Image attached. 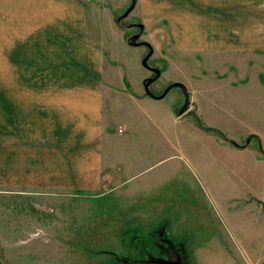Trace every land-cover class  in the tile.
<instances>
[{
  "label": "rangeland",
  "instance_id": "1",
  "mask_svg": "<svg viewBox=\"0 0 264 264\" xmlns=\"http://www.w3.org/2000/svg\"><path fill=\"white\" fill-rule=\"evenodd\" d=\"M77 1L92 5L0 0V132L11 130L6 107L20 88L99 83L114 154L97 188H22L9 184L10 169L4 185L0 174V264H159L149 261L154 246L138 244L146 229L185 244L188 264H262L264 0H136L121 22L132 0ZM133 23L145 26L149 65L162 71L152 92L185 84L190 115H176L178 87L146 106L153 120L133 105L151 75L147 49L129 44ZM72 29L77 69L47 41Z\"/></svg>",
  "mask_w": 264,
  "mask_h": 264
},
{
  "label": "crops",
  "instance_id": "2",
  "mask_svg": "<svg viewBox=\"0 0 264 264\" xmlns=\"http://www.w3.org/2000/svg\"><path fill=\"white\" fill-rule=\"evenodd\" d=\"M77 2L76 0V3H72L67 11L81 12V6L92 5H88V2ZM100 33L102 30L91 33V36L96 37V41L99 38L95 44L98 50L103 45L101 36L104 41V36ZM75 34L72 29L70 35L66 32L61 37L58 36L59 40L47 41L57 44L53 53H59L61 59L67 60L65 65H72L77 69L79 65L83 67V64H80L78 59L80 51L74 45L80 43ZM258 42L260 41H257V44ZM95 56L96 54L91 52L87 54L88 59ZM92 65L86 63L87 70L93 74ZM73 73L77 74L78 71ZM55 85L57 88L49 89L50 92L44 94L25 93V89L20 88L18 97L13 94L11 108L6 107L10 110L11 130L0 132L2 185L4 172L8 169L12 174L9 184L22 188L69 189L96 185L97 188L101 183V169L107 164V154H114V147L110 141L111 137L108 138V143L104 138L100 85L78 81ZM161 92L154 94L160 95ZM134 99L138 100V103L135 101L133 105L153 120V113L146 106L156 105L157 99L147 96L145 90L143 95L140 94ZM119 116V120L125 122L129 113L127 116ZM158 116L155 115L156 119ZM4 164L7 165L6 169Z\"/></svg>",
  "mask_w": 264,
  "mask_h": 264
},
{
  "label": "flooded vegetation",
  "instance_id": "3",
  "mask_svg": "<svg viewBox=\"0 0 264 264\" xmlns=\"http://www.w3.org/2000/svg\"><path fill=\"white\" fill-rule=\"evenodd\" d=\"M136 5H137V3H136ZM137 24L138 23H135V24L133 23V24H130L128 27H134L135 29H139L136 26ZM139 31H140V29H139ZM139 31L137 33H139ZM137 33H134V34H137ZM140 40L141 39H139V41ZM144 47L147 49V53H148L149 48L147 46H144ZM150 73H151V75L148 78H152L155 76V73H153L152 71H150ZM162 93H163V90H162L161 94ZM182 97H183V105H184L185 104V96H184L183 92H182ZM183 105L181 106V108L183 107ZM190 106H191V102H190L188 109L185 111V113L183 115H190L188 113ZM176 115L180 116V117L183 116V115H178V113ZM145 233H146L145 235L144 234L142 235V238H143L142 243H141V241H139V244L141 246H145V245L149 244V246H151V247L154 246L156 248L155 249L156 250V256H154L153 253H150L149 254L150 260L149 261L157 262L159 264H161V263L167 264V261H169V262L172 261L174 263H179V264H188L187 255H186L187 251L185 250L186 249L185 244L177 243L175 241V239H173V238L170 239V236L166 230L164 232L162 230L161 231H152V229H148V230L146 229ZM133 243L135 244V241H133ZM170 252L174 255L172 256Z\"/></svg>",
  "mask_w": 264,
  "mask_h": 264
},
{
  "label": "water",
  "instance_id": "4",
  "mask_svg": "<svg viewBox=\"0 0 264 264\" xmlns=\"http://www.w3.org/2000/svg\"><path fill=\"white\" fill-rule=\"evenodd\" d=\"M136 0H132V4L130 5V7L126 10V12L120 16V18H118V22H121L122 20H124L125 18H127L135 9L136 7ZM140 31L139 33L133 35L130 38L129 44L131 46H147L149 48V52L147 53V55L143 58L142 60V65L143 67H145L146 69H148L149 71H152L153 73H155V76L152 78H146L143 81V85H144V90L145 93L155 99H163L171 89H173L174 87H178L180 90H182L184 96H185V104L183 105V107L178 111V115H183L185 113V111L188 109L189 105H190V95L188 92L187 87L185 86V84L181 83V82H175L172 83L171 85H169L162 94L160 95H155L152 91H151V84H153L160 76H161V70L159 68H155L149 65V60L152 57V55L154 54V48L153 46L146 41H142L139 39H141V36L145 30V26L143 24H137L136 25ZM251 138H249L247 140V144L250 143ZM167 264H179V263H174V262H169L167 261ZM264 264V262L262 263Z\"/></svg>",
  "mask_w": 264,
  "mask_h": 264
},
{
  "label": "trees",
  "instance_id": "5",
  "mask_svg": "<svg viewBox=\"0 0 264 264\" xmlns=\"http://www.w3.org/2000/svg\"><path fill=\"white\" fill-rule=\"evenodd\" d=\"M135 243H136V241H135ZM139 244V243H138ZM133 262H136V260H134Z\"/></svg>",
  "mask_w": 264,
  "mask_h": 264
}]
</instances>
